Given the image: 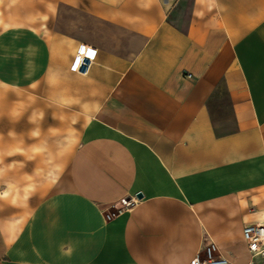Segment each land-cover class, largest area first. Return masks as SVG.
I'll return each mask as SVG.
<instances>
[{"label":"crops","instance_id":"1","mask_svg":"<svg viewBox=\"0 0 264 264\" xmlns=\"http://www.w3.org/2000/svg\"><path fill=\"white\" fill-rule=\"evenodd\" d=\"M11 1L0 89L84 130L69 196L7 226L0 264H190L210 241L248 264L242 229L264 224V0ZM79 46L86 73L69 69Z\"/></svg>","mask_w":264,"mask_h":264},{"label":"rangeland","instance_id":"2","mask_svg":"<svg viewBox=\"0 0 264 264\" xmlns=\"http://www.w3.org/2000/svg\"><path fill=\"white\" fill-rule=\"evenodd\" d=\"M33 1L35 5L43 3ZM11 2L22 7L25 0ZM9 4L10 0L0 1L3 21L11 18ZM40 18L34 15L33 19L37 23ZM57 107L25 92L0 89V249L2 237L11 232L7 226L24 224L43 199L69 196L64 177L84 126ZM129 200L105 209V219L127 210Z\"/></svg>","mask_w":264,"mask_h":264},{"label":"built area","instance_id":"3","mask_svg":"<svg viewBox=\"0 0 264 264\" xmlns=\"http://www.w3.org/2000/svg\"><path fill=\"white\" fill-rule=\"evenodd\" d=\"M94 51L84 46H79L70 65L73 73H86L88 64L92 61ZM136 202L130 199L125 203V207L130 208ZM115 215H107L110 219ZM242 238L250 254L251 261L248 264H264V224H247L242 229ZM259 258L260 262L254 260ZM190 264H230L229 261L218 254L217 247L210 241L201 247L200 253L190 262Z\"/></svg>","mask_w":264,"mask_h":264},{"label":"water","instance_id":"4","mask_svg":"<svg viewBox=\"0 0 264 264\" xmlns=\"http://www.w3.org/2000/svg\"><path fill=\"white\" fill-rule=\"evenodd\" d=\"M136 198H137V199H141V198H142L141 194H137V195H136Z\"/></svg>","mask_w":264,"mask_h":264}]
</instances>
